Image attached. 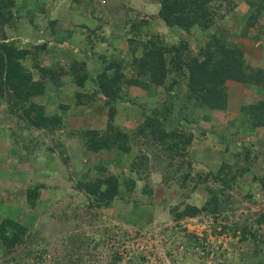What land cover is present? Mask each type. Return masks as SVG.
<instances>
[{
  "label": "trees",
  "instance_id": "16d2710c",
  "mask_svg": "<svg viewBox=\"0 0 264 264\" xmlns=\"http://www.w3.org/2000/svg\"><path fill=\"white\" fill-rule=\"evenodd\" d=\"M17 1L0 0V103L6 107L8 118L15 120L17 126L21 123L18 130L53 134L65 127L66 111L70 109L68 105H60V114L48 115L45 106L38 104L35 99L47 96L49 89L58 90L67 84L72 85L77 90L73 93L77 107L99 103L107 108L103 129L91 125L72 133L77 136L85 153L97 156L114 152L116 161L120 162L122 157L130 155L132 145L138 142L151 149L154 158H164L159 162L161 164L163 161L161 165H164V170L159 169L162 171L161 185L166 186L169 195H173V200L169 197L172 202L178 196V201L167 210L175 223L202 214L217 215L225 212L226 202L232 198L226 192L241 187L243 175L251 171L249 162L264 153V138L258 139L259 131H264V58L254 60L240 47L231 44V39L227 38L228 33L217 25L216 19L223 20L219 9L222 6H226V9L229 7L227 14L237 17V28L255 30L246 37L258 40L261 48H264V27L256 29L257 20L264 15V0H242L239 3L237 0H144L159 6L156 17L166 28L176 29L191 38L198 36L196 52L193 55L190 53L187 40L179 39L177 43L168 44L161 36L150 34L148 22L143 19L130 23L127 31L129 50L125 55L113 56L108 60L104 55L99 56L103 65L98 69L90 61L97 54L96 44L104 42V38L96 34L101 27H96L97 30L84 27L87 38L82 43L84 47L78 51L83 57L73 58L67 64L57 55L59 46L70 41L71 32L57 31L55 20L49 21L40 39L30 36L28 43L21 44L19 38L9 37L8 32L23 21ZM25 1L31 5L33 12L39 9L38 0ZM82 1L72 0V3L78 6ZM237 9L244 15L236 16ZM29 22L37 24L32 19ZM44 33H48L50 38L44 36ZM62 33L66 39L60 37ZM231 36L233 38L237 34ZM44 54L52 57V64L40 65ZM130 68L132 74L127 73ZM229 83L249 86L253 91L262 92L261 99L250 102L243 100L230 121H238L237 133L245 130L243 135L246 136L245 139H239V142L235 141L238 149L235 154H230L233 140L226 134L217 139L212 129H205L201 125L202 121L206 123L211 120L210 115L205 114L206 111L229 112ZM131 88L144 93L141 96L144 102L137 105L139 118L133 129L124 128L115 122L120 104L137 103L135 97L128 94ZM198 111L204 114L199 117ZM210 137H214L216 143L222 146L218 151L220 163L214 171L193 174L190 171L191 165L186 162L190 149ZM256 143L262 149H256ZM12 146L20 151L19 142L14 144L12 141ZM230 158L236 162V169L228 163ZM240 160L244 166L237 164ZM125 164L126 172L122 171L119 175L107 174L104 166L89 165L75 184L72 199L78 205L71 201L64 208H75V211L82 208L88 214L95 209L106 210L122 201L125 204H137L143 213L147 211L143 208H147V205L152 207V190L148 184L141 187L137 182L155 164L150 166L148 157L139 152ZM185 168L187 171H184ZM93 171L94 176L89 180L88 175ZM179 173L181 175L177 177ZM176 178L177 185L169 183ZM253 182L259 184L264 194V174L253 175ZM199 187L207 192L205 203L200 208L187 202ZM49 190L40 184L27 187L22 191L24 205L42 212L36 204L48 196ZM140 197H147L149 204L142 202ZM244 199L253 206L258 205L250 192ZM223 200L226 202L223 203ZM259 206L250 226L231 228L234 236L239 231L240 243L251 238L252 252L254 257L259 258L251 264H263L264 261V252H260L264 237L259 240L256 234L258 230H264V203H259ZM19 219L14 216L1 217L0 249L4 257L10 256L9 263L19 264L22 260L30 264L27 259H30V252L33 251L28 248L34 240L33 232L28 221ZM29 219L32 221V217ZM75 237L77 240L80 236ZM75 242L73 240L70 244ZM43 253L35 255V264H45ZM15 254L22 257L16 259ZM120 260L121 256L116 254L111 262Z\"/></svg>",
  "mask_w": 264,
  "mask_h": 264
},
{
  "label": "rangeland",
  "instance_id": "374dc122",
  "mask_svg": "<svg viewBox=\"0 0 264 264\" xmlns=\"http://www.w3.org/2000/svg\"><path fill=\"white\" fill-rule=\"evenodd\" d=\"M239 1L242 0H237V3ZM17 3L22 12L23 21L18 22L16 28L8 32L9 37L19 38L21 44L28 43L30 36L40 39L49 21L55 20L57 31L71 32L70 41L59 46L57 55L67 64L73 58L83 57L78 51L84 47L82 43L87 38L85 26L91 29L101 27L96 34L99 38L103 37L104 42L100 43L97 40L95 47L97 56L95 55L90 61L97 69L101 67V64L103 65L99 56L104 55L108 60L113 56L123 57L129 50L127 31L133 21L146 20L148 32L161 36L168 44L177 43L179 39L187 40L192 55L199 45L196 41L198 36L191 38L176 29L166 28L156 17L159 6L154 2L83 0L81 4L75 6L72 0H38L39 9L34 12L25 0H18ZM41 6L42 9H40ZM228 9L229 7L226 9V6L219 9V15L224 19L219 21L217 18V25L228 33L227 38L231 39V44L240 47L254 60L264 58V48H261L258 40L254 41L246 37V35H252L255 30H249L246 27L238 29L237 17H230L227 14ZM236 13L239 17L244 15L240 9H237ZM30 19L37 24L32 25L29 22ZM263 27L264 15L257 20L256 29ZM36 28H38L37 31ZM63 34H60V37L66 39ZM235 34L237 36L231 38V35ZM43 35L50 38L48 33ZM50 64H52V57L44 54L40 59V65ZM127 73L132 74V68L128 69ZM75 91L77 90L72 85L67 84L58 90L49 89L47 96L35 99L38 104L45 106L48 115L60 114V105L70 107L66 111L65 127L53 134H47L44 131L32 133L27 130L19 131L18 127L21 123L17 126L15 120L8 118L6 107L0 103V219L3 216H14L17 220L21 218L19 220L23 219L30 223L28 224L34 237L28 248L29 251H33V253L30 252L33 256L30 255V259H27L30 264H35L33 258L41 252H44L42 258L45 264H251L259 259L254 257L252 252L251 238L248 237L246 242L240 243L239 231L234 236L231 228L250 226L253 223L254 214L259 210V203H264V194L260 191L259 184L253 182V175L264 174V153L260 158L249 162L251 171L243 175L242 188L237 187L226 192L232 198L229 202L222 201L226 202L225 212L217 215L202 214L196 218L175 223L167 210L178 201V196L172 202L169 197L173 200V195H169L166 186L161 185L162 171L160 170H164V165H161L163 161L161 164L159 162L164 158H154L151 149L142 144L139 145L138 142L132 145L130 155L122 157L120 162L116 161L114 152L97 156L85 153L77 136L72 133L89 128L91 125L103 129L107 120V108L99 103L77 107L73 98ZM228 93L229 112L206 111L205 114L210 115L211 120L206 123L202 121L201 125L205 129H212L217 139L226 134L225 136L233 140L230 144V154H235L238 152L235 141L239 142V139H245L246 136L243 135L245 130L237 133L238 121L234 120L233 123L230 121L243 100L247 99L246 101L250 102L261 99L262 92L253 91L249 86L229 83ZM128 94L132 98L135 97L137 103L120 104L115 122L124 128L133 129L137 126L136 121L139 118L137 105L144 102L141 97L144 93L137 88H131ZM198 113L199 117L204 114L200 111ZM214 137L190 149L186 162L191 165L190 171L193 174L214 171L220 163L218 151L222 146L216 143ZM263 138L264 131H259L258 139ZM12 141L14 144L19 142L20 151L11 147ZM243 141L247 142V140ZM256 147V149H262L258 143ZM138 152L148 157L150 166L155 164L150 172L145 173L143 179L137 182L141 187L148 184L152 190V198L154 197L152 207L149 208L148 205L145 206L148 209L142 207L147 211L143 213L137 204H125L122 201L116 202L106 210L95 209L88 213L89 215L82 208L77 211L75 208V210L64 208L71 201L78 205L72 199L75 184L89 165L104 166L107 174L119 175L122 171L126 172L127 164L125 163L133 160ZM250 156L253 159V153ZM234 162L232 158L228 159V163L236 169V162ZM237 164L244 166L242 160ZM184 171H187V168ZM94 173L95 171L88 175L89 180ZM180 175L181 173L177 177ZM169 183L177 185V178L170 180ZM36 184L43 185L45 189L47 187L51 189L48 191V196L36 204L42 212H36L28 205H24L22 191ZM249 192L258 201V205L253 206L244 199ZM206 197V190L199 187L191 194L187 202L200 208L205 203ZM140 199L145 204H149L147 197H140ZM40 220L45 222L41 223ZM256 234L260 240L264 237V230H258ZM75 235L80 237L76 240ZM73 240L76 242L72 245L70 242ZM260 247L262 254L264 245ZM3 253L0 249V264H14L9 263L10 256L4 257ZM116 254L121 256V260L112 263V257ZM17 255L15 254L16 259L22 257L20 254V257ZM19 264L28 263L21 260Z\"/></svg>",
  "mask_w": 264,
  "mask_h": 264
}]
</instances>
